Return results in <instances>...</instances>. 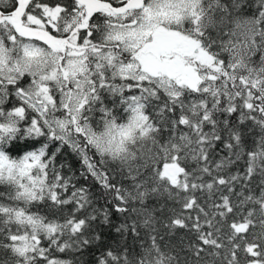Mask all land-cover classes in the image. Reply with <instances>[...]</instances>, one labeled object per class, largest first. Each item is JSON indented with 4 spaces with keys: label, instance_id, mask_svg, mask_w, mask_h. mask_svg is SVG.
I'll return each instance as SVG.
<instances>
[{
    "label": "snow or ice",
    "instance_id": "obj_1",
    "mask_svg": "<svg viewBox=\"0 0 264 264\" xmlns=\"http://www.w3.org/2000/svg\"><path fill=\"white\" fill-rule=\"evenodd\" d=\"M88 252L264 264V0H0V264Z\"/></svg>",
    "mask_w": 264,
    "mask_h": 264
},
{
    "label": "trees",
    "instance_id": "obj_2",
    "mask_svg": "<svg viewBox=\"0 0 264 264\" xmlns=\"http://www.w3.org/2000/svg\"><path fill=\"white\" fill-rule=\"evenodd\" d=\"M68 159H69V162H71L74 167H78V164L76 163L75 157H73V156H71V154H69ZM91 255H92L91 252L85 253L84 260L87 261L88 264H90ZM66 258H71V256L69 255Z\"/></svg>",
    "mask_w": 264,
    "mask_h": 264
}]
</instances>
